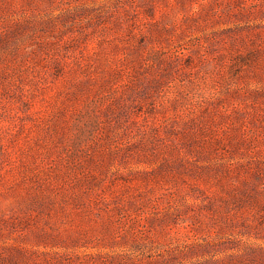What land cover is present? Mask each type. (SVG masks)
<instances>
[{
	"label": "rangeland",
	"instance_id": "1",
	"mask_svg": "<svg viewBox=\"0 0 264 264\" xmlns=\"http://www.w3.org/2000/svg\"><path fill=\"white\" fill-rule=\"evenodd\" d=\"M0 264H264V0H0Z\"/></svg>",
	"mask_w": 264,
	"mask_h": 264
}]
</instances>
